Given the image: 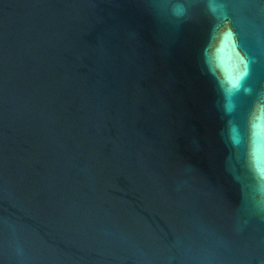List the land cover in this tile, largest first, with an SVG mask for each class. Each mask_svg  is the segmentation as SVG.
I'll return each mask as SVG.
<instances>
[{"label":"water","instance_id":"1","mask_svg":"<svg viewBox=\"0 0 264 264\" xmlns=\"http://www.w3.org/2000/svg\"><path fill=\"white\" fill-rule=\"evenodd\" d=\"M0 264H264V0H0Z\"/></svg>","mask_w":264,"mask_h":264}]
</instances>
